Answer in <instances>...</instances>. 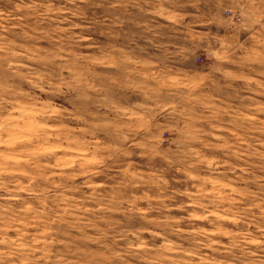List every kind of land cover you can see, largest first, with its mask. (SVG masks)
I'll use <instances>...</instances> for the list:
<instances>
[{
  "label": "clouds",
  "instance_id": "9594fccd",
  "mask_svg": "<svg viewBox=\"0 0 264 264\" xmlns=\"http://www.w3.org/2000/svg\"><path fill=\"white\" fill-rule=\"evenodd\" d=\"M0 264H264V0H0Z\"/></svg>",
  "mask_w": 264,
  "mask_h": 264
}]
</instances>
